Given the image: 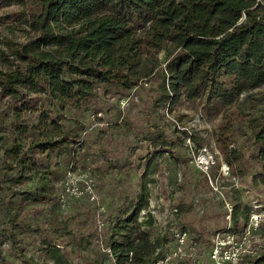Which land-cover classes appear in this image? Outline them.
Masks as SVG:
<instances>
[{"label": "rangeland", "instance_id": "obj_1", "mask_svg": "<svg viewBox=\"0 0 264 264\" xmlns=\"http://www.w3.org/2000/svg\"><path fill=\"white\" fill-rule=\"evenodd\" d=\"M35 6V0H0L1 70L20 61L13 50L32 34L22 19ZM165 53L138 65L135 85L99 83L79 106L53 103L42 94L32 103L10 106L11 96L0 87V264H55L48 247L59 253L62 264H97L110 251L121 205L136 198L143 179L148 180V207L138 218L151 215L153 223L141 228L151 231V238L167 235L165 248L174 243L171 228H186L195 239L180 264H211V237L231 226L228 204L238 197L249 211L247 226L235 231L240 264H247L245 254L264 246V182L258 176L264 163L249 128L264 113V85L243 105V113L204 96L171 100L162 74ZM227 119L234 121L228 144L232 164L215 139ZM18 122L27 127L17 128ZM55 125L71 135L70 149H30L32 140ZM159 131L167 141L164 147L155 138ZM13 138L26 150L25 163L12 152ZM204 145L215 157L208 173L196 164ZM252 226L259 232L249 231Z\"/></svg>", "mask_w": 264, "mask_h": 264}, {"label": "trees", "instance_id": "obj_2", "mask_svg": "<svg viewBox=\"0 0 264 264\" xmlns=\"http://www.w3.org/2000/svg\"><path fill=\"white\" fill-rule=\"evenodd\" d=\"M35 1V8L22 19L32 34L13 50L20 61L9 70L0 69L1 91L11 96L10 106L17 101L32 103L38 94L53 103L79 106L99 83L129 88L138 82L134 78L138 65L161 50L166 51L162 74L168 80L167 97L171 100L179 95L191 99L204 96L209 103L219 101L243 113V105L264 85V0ZM20 114L17 110L18 117ZM40 121L45 122L43 117ZM21 127L27 126L18 122L17 128ZM249 128L264 163V113L249 123ZM233 130L234 121L223 120L215 138L230 164L233 151L228 144ZM40 135L42 138L32 140L30 149H70L71 135L56 125L53 131L45 129ZM155 138L163 147L167 145L162 131ZM13 139L12 152L20 153L23 161L26 150ZM258 176L264 182V173ZM147 181L143 179L135 199L121 205L122 217L113 225L117 231L109 241L110 251L97 264H104L105 257L108 264H149L163 254L167 235L151 238V231L141 227L151 226L152 216L138 218L140 210L148 207ZM244 204L238 197L229 212L230 229L237 232L248 223ZM47 252L55 264H62L53 247ZM244 260L264 264V246L245 254Z\"/></svg>", "mask_w": 264, "mask_h": 264}, {"label": "built area", "instance_id": "obj_3", "mask_svg": "<svg viewBox=\"0 0 264 264\" xmlns=\"http://www.w3.org/2000/svg\"><path fill=\"white\" fill-rule=\"evenodd\" d=\"M214 163V153L206 145L199 148L196 154L197 166L202 171L208 173ZM225 170L227 171V168ZM67 189H70L76 195L81 193V190L75 186H67ZM231 208L232 206L228 204L227 217L229 219ZM171 234L174 239L173 245L170 248L164 249L163 254L149 264H180V260L184 258L187 250L190 251L194 248L196 244L195 239H193V236H190L187 229L171 228ZM239 245L235 239V231L230 229V226L224 230L214 232L208 252L211 264H240Z\"/></svg>", "mask_w": 264, "mask_h": 264}]
</instances>
